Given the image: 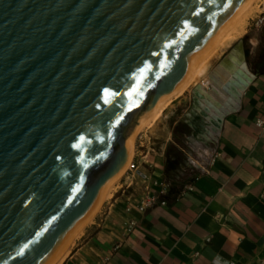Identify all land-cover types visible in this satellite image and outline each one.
I'll use <instances>...</instances> for the list:
<instances>
[{
  "label": "water",
  "instance_id": "obj_1",
  "mask_svg": "<svg viewBox=\"0 0 264 264\" xmlns=\"http://www.w3.org/2000/svg\"><path fill=\"white\" fill-rule=\"evenodd\" d=\"M245 1L0 0V264L55 257Z\"/></svg>",
  "mask_w": 264,
  "mask_h": 264
},
{
  "label": "crops",
  "instance_id": "obj_2",
  "mask_svg": "<svg viewBox=\"0 0 264 264\" xmlns=\"http://www.w3.org/2000/svg\"><path fill=\"white\" fill-rule=\"evenodd\" d=\"M259 12L264 15V0ZM259 28L247 39L251 48L242 41L252 76L223 113L206 153L177 173L145 155L139 165L150 179L114 189L59 264H247L264 258V24ZM155 179L167 184L165 191ZM153 193L159 203L126 211ZM129 219L137 221L132 231Z\"/></svg>",
  "mask_w": 264,
  "mask_h": 264
},
{
  "label": "bare ground",
  "instance_id": "obj_3",
  "mask_svg": "<svg viewBox=\"0 0 264 264\" xmlns=\"http://www.w3.org/2000/svg\"><path fill=\"white\" fill-rule=\"evenodd\" d=\"M255 1H245L207 50L191 63L185 79L155 100L153 111L141 120L139 126L128 138L130 156L127 164L120 174L110 182L95 210L76 228L48 264H59L65 258L70 245L81 234L84 226L95 216L103 202L112 196L117 181L127 171L134 158L138 133L145 126L152 125L160 119L174 96L183 93L193 85V109L187 116L188 122L197 131L195 135H198L197 137L200 139H203L207 132L211 135L217 133L223 113L237 100L252 74L245 60L247 52L242 42L237 43L229 52L223 53L217 66L209 72L206 71V62L211 55L215 54L219 46L232 37L233 31L247 17ZM196 136L194 138L198 139Z\"/></svg>",
  "mask_w": 264,
  "mask_h": 264
},
{
  "label": "rangeland",
  "instance_id": "obj_4",
  "mask_svg": "<svg viewBox=\"0 0 264 264\" xmlns=\"http://www.w3.org/2000/svg\"><path fill=\"white\" fill-rule=\"evenodd\" d=\"M260 3L261 0H256L254 2L251 11L244 21L241 22L242 24L240 23L238 27H236L237 29L235 28L233 31L232 37L219 46L215 54L207 59V72L217 66L223 53L229 52L237 43L242 42L243 39H245V47L251 48V44L247 39L256 34H260L262 30L255 25L256 19L259 17L260 13ZM248 60V62L253 64L251 56ZM192 88L193 85L183 93L174 96L168 107L165 108L160 119L152 125H148L149 127L145 126L138 133L135 142L136 153L134 155V159L138 164H142L143 157L147 155V159H153L155 163H159L163 166L165 165L167 169L177 173L184 168L187 169L189 165H192L191 158L199 160L201 154L206 153V149L209 148L215 134L211 135L207 132L206 134H208V137L210 134L209 139L205 137L206 134L203 139H200L197 137L198 135H195L197 131L189 124L187 116L193 109L194 96ZM195 136L198 139H195ZM136 178L138 179L136 176L133 177L131 173L125 172L117 181L115 189H120L118 188L121 187L120 184L126 185V182L130 183L133 181V183H136ZM91 221L88 222L84 228L91 223Z\"/></svg>",
  "mask_w": 264,
  "mask_h": 264
},
{
  "label": "built area",
  "instance_id": "obj_5",
  "mask_svg": "<svg viewBox=\"0 0 264 264\" xmlns=\"http://www.w3.org/2000/svg\"><path fill=\"white\" fill-rule=\"evenodd\" d=\"M262 24H264V15L263 14H261L259 17H257L256 22H255V25L257 27L261 26ZM259 123L262 124L261 121ZM126 172L131 173L133 177H135V176L140 177L143 180L150 179L148 174L140 169V165L135 161L134 158L131 161ZM153 185H161L163 187L164 191L167 188L166 183L159 182V180H157V179H155L153 181ZM157 203H159L158 194H154V193L153 194H147L144 197H142L140 200H137L134 205H129L126 208V211L130 212L133 209V207H136L137 209H139L141 211H145L146 209L156 205ZM161 203L164 204L165 202L161 201ZM136 225H137V221L135 219H129V221L127 223L128 231H132L136 227ZM230 264H236V263L231 262ZM247 264H264V258H259L257 260H251Z\"/></svg>",
  "mask_w": 264,
  "mask_h": 264
},
{
  "label": "flooded vegetation",
  "instance_id": "obj_6",
  "mask_svg": "<svg viewBox=\"0 0 264 264\" xmlns=\"http://www.w3.org/2000/svg\"><path fill=\"white\" fill-rule=\"evenodd\" d=\"M245 51L247 52L246 57L249 59L250 55H248V51L247 50H245Z\"/></svg>",
  "mask_w": 264,
  "mask_h": 264
}]
</instances>
